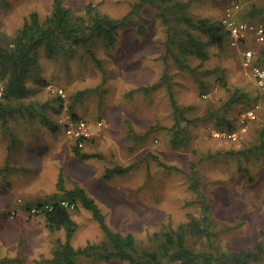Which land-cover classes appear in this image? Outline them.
I'll list each match as a JSON object with an SVG mask.
<instances>
[{"label": "rangeland", "instance_id": "obj_1", "mask_svg": "<svg viewBox=\"0 0 264 264\" xmlns=\"http://www.w3.org/2000/svg\"><path fill=\"white\" fill-rule=\"evenodd\" d=\"M181 1L188 14L213 22L221 21L236 4L241 18L253 7L264 6V0ZM53 2L0 0V38L14 35L33 11L44 19ZM64 2L79 15L92 4L101 14L119 20L129 15L130 20L120 25L113 43L95 37L92 54L79 48L72 57L51 60L39 51L36 68L25 78V101L41 106L39 112L31 120L10 117L5 126L0 120V264H53L55 243L65 240V231H49L40 215L28 219L24 207L58 193L60 174L67 190L80 186L87 191L111 229L132 233L140 250H152L153 233L166 225L178 227L188 214L200 216L198 195L190 189L192 162L198 163L213 235L209 240L188 237V247L209 252L213 246L216 264H231L226 254L253 248L258 241L264 245V154L203 160L207 154L250 149L264 128V99L255 81L244 75L239 53L229 46L208 45L206 62L200 65V60L191 57L186 60L189 67L180 68L165 57L167 34L154 8L143 6L133 12L136 0ZM261 20L264 16L252 21ZM141 26L145 31L139 33ZM261 52L264 66V46ZM164 76L168 85L150 94L131 93L158 84ZM4 82L0 71V91ZM168 87L185 118L192 120L182 123L188 140L180 147L171 144L169 128L175 119ZM60 89L63 94L57 92ZM236 89L247 93L252 102L228 107ZM250 111H255V119L247 116ZM73 114L92 123L103 122L99 135L82 151L98 157L80 159L62 128L55 133L42 121L45 116L60 124ZM213 114L229 119L232 130L219 126ZM216 133L224 136L217 138ZM230 134L237 140H230ZM116 166L131 169L105 179L107 169ZM72 214L77 224L72 237L75 248L105 240L87 209L80 207ZM77 262L129 264L82 257ZM251 264H264V257Z\"/></svg>", "mask_w": 264, "mask_h": 264}, {"label": "trees", "instance_id": "obj_2", "mask_svg": "<svg viewBox=\"0 0 264 264\" xmlns=\"http://www.w3.org/2000/svg\"><path fill=\"white\" fill-rule=\"evenodd\" d=\"M143 6L152 7L156 10L162 26L167 34V54L180 68H188L186 60L195 57L202 65L209 59L207 46L217 48L228 46V35L221 21L213 22L208 18H195L185 12L186 4L181 0H136L133 12ZM264 16V6L253 7L242 19L251 21ZM130 16L123 19H114L107 14H101L92 4L86 6L84 14H76L66 6L64 0H54L52 10L44 19L37 11L30 13L22 27L9 37L0 38V71L4 77V86L0 94V120L5 126L10 117L17 115L28 117L30 120L36 116L41 106L27 103L28 88L25 78L34 71L39 60V51H43L48 59L54 60L59 57H72L79 48L86 49L91 53L92 41L95 37L109 43H113L118 35V29L124 22H128ZM262 22V20H261ZM144 32V27L138 30ZM260 57L262 56L259 50ZM95 59V58H94ZM98 66H101L97 61ZM168 85V77L164 76L158 84L136 88L133 92L150 94L162 85ZM226 87V84H224ZM170 105L173 110L174 124L169 128L171 144L174 147L184 145L188 138L183 130L184 121L192 122L184 116V110L177 103L174 94L168 87ZM62 101V99H58ZM240 102L251 103L252 98L239 89L234 90L227 106ZM74 118H78L73 114ZM219 126H227L231 131V121L224 116L213 114ZM44 126L53 132H59L61 126L42 117ZM258 142L252 144L250 149L240 152L229 151L218 154H207L203 160H214L218 157L243 156L248 157L258 152L264 154V128L259 131ZM236 141V139H230ZM94 140H92L93 142ZM91 142V143H92ZM85 149L72 147V152L80 159H91L98 155L83 153ZM201 163V162H200ZM198 163L192 162L189 179L190 189L198 195V203L201 208L199 217L188 214L187 221L173 228L171 225L164 226L160 231L150 236V242L154 244L152 250H140L135 236L132 233L123 234L111 229L106 223L95 200L80 186L71 190L65 188V179L62 174L57 183L58 193L49 196L46 200L28 203L24 209L29 211L35 206L54 204L52 210H44L40 217L51 232L65 231L64 241L58 239L53 249V264H78L77 259L87 258L110 261L119 259L129 264H216L215 248L210 246L211 251L197 252L187 245L188 237L207 238L213 235L211 231V211L206 196L200 189L201 182L197 172ZM7 169V168H6ZM131 169L130 166H116L108 168L105 179L117 175H125ZM59 200L69 201L75 204V209L64 208L56 204ZM80 207L87 209L101 227L105 240L101 244H88L85 247L75 248L72 245V237L77 228L73 220V212L79 211ZM264 257V245L258 241L253 248H247L225 255L231 264H251Z\"/></svg>", "mask_w": 264, "mask_h": 264}, {"label": "built area", "instance_id": "obj_3", "mask_svg": "<svg viewBox=\"0 0 264 264\" xmlns=\"http://www.w3.org/2000/svg\"><path fill=\"white\" fill-rule=\"evenodd\" d=\"M221 23L228 35L229 48L236 50L240 55V65L244 75L252 78L260 90V96L264 99V66L260 64V54L258 46L264 44V22H251L241 18L240 5L236 4L226 10ZM63 94V91L57 90ZM1 94V92H0ZM247 116L255 119V111H250ZM64 135L69 142L78 149H85L92 142L96 130L103 128V122L92 123L82 117L74 118L67 116L59 124ZM217 138L224 136L221 133L215 134ZM230 139H236V136L230 134ZM68 209H75V204L69 201L61 200L56 204ZM54 204H45L35 206L28 211L27 218L40 215L44 210H52ZM13 215H15L13 213Z\"/></svg>", "mask_w": 264, "mask_h": 264}, {"label": "crops", "instance_id": "obj_4", "mask_svg": "<svg viewBox=\"0 0 264 264\" xmlns=\"http://www.w3.org/2000/svg\"><path fill=\"white\" fill-rule=\"evenodd\" d=\"M264 46V44L263 45H259L257 48H259V50H261V48ZM261 47V48H260ZM262 60L260 59V62H261ZM251 80H253L252 78H251ZM259 95H260V93H259ZM102 130V129H101ZM101 130H96V132H95V136H94V139L99 135V133H100V131ZM93 139V140H94Z\"/></svg>", "mask_w": 264, "mask_h": 264}]
</instances>
